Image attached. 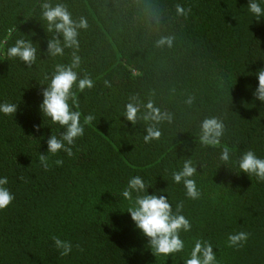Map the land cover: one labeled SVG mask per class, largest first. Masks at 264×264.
<instances>
[{"label":"trees","instance_id":"16d2710c","mask_svg":"<svg viewBox=\"0 0 264 264\" xmlns=\"http://www.w3.org/2000/svg\"><path fill=\"white\" fill-rule=\"evenodd\" d=\"M46 2L63 5L76 24L87 21L77 28L78 48L65 47L63 56L48 53L50 39L63 45L64 38L48 31ZM248 3L0 0V42L10 35L0 50V103H20L16 116L0 113V177L15 195L0 210V264H183L179 254L155 257L122 213L128 204L119 193L136 175L165 189L174 210L183 204L192 223L182 233L187 243L210 241L220 264H264V181L238 168L247 151L264 158V103L253 96L258 79L250 74L264 68V20L255 22ZM21 37L38 49L31 66L4 55ZM76 56L73 70L94 82L83 92L73 89L81 123L89 114L95 119L71 146L73 155L49 154L45 169L39 157L51 129L34 127L42 124L39 81ZM129 103L139 108L135 125L123 115ZM149 104L159 110L158 122L144 119L152 115ZM210 117L225 125L221 145L232 149L229 163L220 160L222 148L200 143ZM149 126L161 136L145 143ZM185 159L197 166L201 196L195 200L171 179ZM240 231L247 242L230 247L228 235ZM53 236L71 242L68 256L60 255Z\"/></svg>","mask_w":264,"mask_h":264},{"label":"clouds","instance_id":"9594fccd","mask_svg":"<svg viewBox=\"0 0 264 264\" xmlns=\"http://www.w3.org/2000/svg\"><path fill=\"white\" fill-rule=\"evenodd\" d=\"M42 18L47 22L49 32L55 31L63 35V45L59 38H52L48 41V53L52 57L63 56L65 47L79 46L77 28H86L87 21L81 19L76 24L68 10L61 4L52 6L50 3L42 5ZM178 11L183 13L184 8L178 5ZM190 11V9H189ZM247 12L255 18V22L264 20V0H249ZM9 37L4 42H0V50ZM170 43V41H169ZM4 55L7 58H18L25 64L31 66L37 62L38 49L30 39L19 38L12 46H7ZM80 62V57L76 56L72 65L57 64L50 76L47 74L43 80L39 81V95L42 97L38 111L42 118V124L34 125L39 132L41 128L51 129V134L46 137L47 152L40 153V163L45 168L50 167L49 154L56 155L63 151L68 156L73 155L72 147L76 140L85 134V125L91 124L95 117L91 114L83 116L78 110L76 91L83 92L86 88H92L94 82L91 79H80L73 70ZM258 85L255 87L253 96L264 103V68L258 69L255 73ZM251 88V86H249ZM20 103L4 102L0 103V113L8 116H16ZM151 116H145V120L159 121L161 115L159 110L148 105ZM126 120L133 125L137 123L139 108L129 103L123 113ZM53 126H59L57 133ZM202 133L200 143L207 147L222 148L220 160L229 163L232 149L228 145H221V137L224 135L225 125L218 117L205 119L201 125ZM147 135L143 136L145 143L159 140L161 131L149 126ZM44 139L45 137H41ZM57 165H62V160H56ZM238 168L241 172L254 176L259 181H264V158H260L255 152L247 151L238 160ZM197 174V166L191 159H185L179 169H173L171 179L176 184H183L186 194L190 199H198L201 196L196 180L193 178ZM9 181L6 176L0 177V210L7 208L15 199L14 193L8 187ZM142 176L136 175L129 178L126 186L120 191L119 198L127 202L128 206L122 213L130 215L135 229L147 238V246L155 257H175L179 254L183 264H220L217 254L213 250V244L204 239L195 238L189 244L182 238V233L192 230V223L182 214L183 204H177L175 210L165 189H155ZM115 196V195H114ZM118 200V197L115 196ZM54 246L60 251L61 256H68L72 252V244L62 240L58 236L52 237ZM228 245L230 247H243L248 240V233L240 231L228 235Z\"/></svg>","mask_w":264,"mask_h":264}]
</instances>
